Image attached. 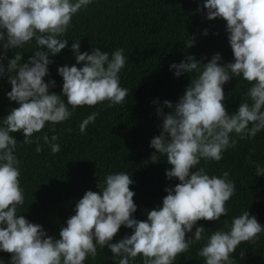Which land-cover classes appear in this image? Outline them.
Segmentation results:
<instances>
[{
    "label": "clouds",
    "instance_id": "obj_1",
    "mask_svg": "<svg viewBox=\"0 0 264 264\" xmlns=\"http://www.w3.org/2000/svg\"><path fill=\"white\" fill-rule=\"evenodd\" d=\"M90 3L92 0H0L3 48H21L33 39L38 49L47 48L36 50L26 63H21L22 54L16 52L7 63L11 91L6 95L19 107L10 111L0 127V251L11 254L10 264H84L89 255L95 259L99 245L107 246L119 258L118 264H130L138 256L143 264H173L192 243L204 239L205 228L196 227L187 239L186 233H191L200 220L218 221L226 216V202L235 193L228 172L222 177L210 176L204 167L197 170L196 166L202 159L219 162L224 151L235 147L237 141L230 139V134L240 139L254 138L264 130V0H205L198 9L207 10L208 20L226 21L234 62L221 66L217 53L206 64L189 55L179 64L170 65L176 77L184 73L196 76L177 103L163 102L172 111L164 113L157 108L163 123L160 134L150 142L155 150L150 160L159 162L157 154L166 157L171 165L166 177L179 181L164 189L167 195L162 206L148 211L146 220L134 219L137 205L130 190L133 180L124 172L109 174L103 187L97 185L100 192L86 191L75 206V215L67 219V226L59 231L60 238L55 239L42 225L17 215V206L24 204L25 197L20 187V161L14 155L17 140L11 133L22 132L23 143L31 144L33 134L46 122L54 125L70 118L68 106L75 110L105 101L109 107L124 102L129 90L120 86L118 75L126 64L123 48L115 50L110 58L99 48H93L91 54L80 52L79 41L74 42L71 50L76 64L83 62V66L58 68L63 78L62 93H51L49 88L55 81L45 83L43 79L52 63L49 54H59L68 46L67 39L60 37L66 34L73 15ZM193 44L190 37L186 47ZM4 58L0 54V60ZM4 75L5 67L0 63V77ZM241 76L251 85L245 94L251 103L242 102L229 115L223 104V85ZM98 115L93 112L87 116L79 125L80 132L84 133ZM40 139L37 137V152L42 150ZM42 139L52 154L60 151L56 135L49 138L45 134ZM256 175H264V168L257 165ZM121 226L132 229V234L113 243ZM262 231L256 217L244 211L232 219L230 230L212 233L197 254L204 258V264H234L230 257L237 247L254 241ZM244 255L241 251L240 257Z\"/></svg>",
    "mask_w": 264,
    "mask_h": 264
},
{
    "label": "trees",
    "instance_id": "obj_2",
    "mask_svg": "<svg viewBox=\"0 0 264 264\" xmlns=\"http://www.w3.org/2000/svg\"><path fill=\"white\" fill-rule=\"evenodd\" d=\"M204 3L205 0H92L73 15L66 34L60 37L67 39L68 46L59 54H49L52 63L48 65L49 75L43 78L45 83L55 81L49 91L62 93L59 67L83 66V62L76 64L71 50V45L79 41L80 52L91 54L93 48H99L110 58L115 50L124 49L126 64L118 75L120 86L129 92L123 103L111 107L108 101L75 110L68 106L72 112L70 118L54 125L46 122L40 132L33 134L31 144L23 143L22 132L11 133L17 140L14 155L20 161V187L25 197L24 204L17 206V215L42 225L48 236L59 239L61 227H66L67 219L75 215V206L86 191L100 192L97 185L100 183L103 187L107 175L119 172L129 174L133 180L130 190L135 193L133 200L137 205L134 219L146 220L148 211L162 206L167 195L164 189L174 187L179 181L166 177V170L171 168L166 157L157 154L159 162L150 160L155 152L150 142L160 134L163 123L157 108L164 113L172 111L163 102L177 103L191 78L196 76V73H184L176 77L170 65L179 64L189 55L206 64L217 53L221 56L218 62L221 66L234 62L226 21L222 18L208 20L206 9L198 11ZM205 30L207 35H204ZM190 37L194 44L186 47ZM36 50L47 51V48L38 49L33 39L21 48L5 50L0 41V54L5 57L0 60L5 67V75L0 77V127L10 111L19 107L6 95L11 91L8 60L20 52L21 63H26ZM250 87L242 76L232 77L223 85V104L229 115L234 114L242 102L251 103L245 95ZM61 99L67 104L66 97L61 95ZM93 112L99 115L81 133L80 123ZM45 134L49 138L58 137L55 141L60 145L58 153L52 154L50 146L44 143ZM37 137H41L40 152L36 151ZM230 139L237 143L223 152L219 162L202 159L196 166L197 170L204 167L210 176L222 177L224 172L229 173L235 193L226 202L228 213L218 221H198L192 232L186 233V239L200 226L205 228L204 239L192 243L173 264H204V258L197 253L207 238L217 230H230L232 219L244 211L255 216L264 228V175H256L257 165L264 168V130L254 138L240 139L233 133ZM131 234L132 229L121 226L112 242ZM241 251L245 252L243 258ZM230 258L234 259V264H264V231L254 241L242 242ZM0 260L10 264L11 254L0 251ZM118 261L107 246L97 245L95 259L89 255L84 264H118ZM130 264H143V258L138 256Z\"/></svg>",
    "mask_w": 264,
    "mask_h": 264
}]
</instances>
